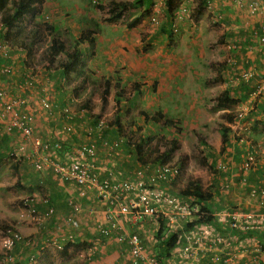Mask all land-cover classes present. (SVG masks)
<instances>
[{
  "label": "crops",
  "instance_id": "obj_1",
  "mask_svg": "<svg viewBox=\"0 0 264 264\" xmlns=\"http://www.w3.org/2000/svg\"><path fill=\"white\" fill-rule=\"evenodd\" d=\"M71 1L73 3L75 0ZM71 1H42L40 12L37 13L38 17L36 18L41 20L40 18L44 15L50 17L49 25L53 29V38L48 36L42 43L31 45L22 39L19 41L17 35L16 37L12 35L14 41L12 48L6 56L0 55V69L8 63L13 69L9 75L0 72L2 84L10 89L16 88L22 90L24 94L34 96L29 106L25 108L29 112H34L35 134L43 137L56 135L61 139L59 148H49L44 152L51 159L60 158L64 155L65 150L80 146L83 141L87 140L84 136L86 128H93L96 125L91 122L88 111L83 108L81 103H79L78 110V107L73 108L72 104L69 107L73 114L69 118L64 117L66 115L64 112H62L61 118H57L58 124L71 122L70 125L73 126L71 131L64 133L57 126V122H53L52 115L48 113L51 111L40 107L37 99L44 92L42 86L45 77L55 78L59 89L62 87L61 80L65 78L60 66L59 55L55 54L52 58L53 61L50 62L49 56L42 58L41 51L46 50L49 44L55 41L57 43L58 39L62 40L64 44L62 51L59 50L62 55L64 50H72L73 45L69 47L67 45L69 43H76L75 46L81 50L86 49L90 47V44L80 38L88 28L94 29L92 33L94 44L79 66L82 71L73 72L71 75L74 76V82L83 79V86L87 88L85 92L90 91L93 87V77L115 76L122 81L127 72H129L128 76L131 73L139 74L145 69H148L146 73L154 78L157 75L160 76L163 69L170 71L171 78L176 75L181 78L184 70L178 72L183 68V65L177 62L179 58L169 69L166 60L168 54L166 53L169 51L172 54V61L169 60V62H173V58L177 56L173 51H170V46L175 47L177 39L186 35L188 40H185L184 46L185 51L188 52L187 56L202 57L203 55V59H200L203 63L208 62L209 59L218 62L211 61L213 68L209 65L211 71L208 75L210 78L207 79H204L200 74L199 68H193L190 73V83L185 84V90L182 86L176 87L172 92L173 96L178 100L183 97L182 93L184 92L191 94L193 96L191 103L189 105L186 101L183 103L186 108L192 110L195 118L198 117L201 107L211 103L219 108L221 113H230L232 110L237 111L243 108L246 112L241 120L249 126L251 124L253 126L254 122H257L255 128H250L246 134L247 140L243 143L237 142L232 134H228L229 142L226 143L223 151L225 160H220L224 166L222 169L216 168L215 171L210 169L208 178L203 183V187L211 192V197L208 200H198L199 204L206 207L210 215L207 222L212 231L221 235L229 246L225 248L222 243H213L210 238H203L200 242L194 243L195 250L190 258L181 256L180 250L173 249L183 241L182 234L176 230V224L183 219L177 215H174V219L177 220L175 222L170 221L168 216L163 214L139 219L121 215V218L119 217L121 228L112 230L108 234H102L96 225L102 227L110 225V220L106 218L107 204L92 197L89 193L86 197L77 198L83 204V209L74 214L78 225L71 224L66 220V216L72 211L68 200L70 197H76V185L70 181L58 179L51 167H45L38 171L32 166V161H27L26 165H23L22 161L11 158L14 161L13 168L16 164L14 169L21 173L26 186L31 190L29 194L32 196L29 197L33 198V206L37 212L44 213L48 206L53 207V213L42 223L37 224L28 220L26 227L22 229L23 242L18 243L13 251L21 256L19 257L20 264H30L31 257L36 258L35 264H141L136 262L131 254V246L127 239H118L119 232L137 233L147 253L160 258L165 264H183V261L184 263L189 261L194 264H211L215 255L219 256L215 264H264V122H262L264 116L261 111L264 90L258 93L252 92L256 80L264 74V43L258 40V32L253 33L258 31L259 26L264 22V14L258 10L251 14L245 8L237 7L227 0H202L201 4L197 3L195 7H200L201 12L197 13L203 17H200L196 22L197 19H191L190 16L184 18L188 9L186 1L180 2L183 3L181 6L184 8L183 13H179L180 8L177 4L171 5L167 9L164 0H159L161 7L159 8L160 5H158L156 9L163 12L164 20L162 24L159 23L155 27V30L145 36L146 32L142 34L141 28L133 26V34H130L131 29H128L125 22L122 21L125 28L121 29L120 37L114 35L111 36V41H108V37H106L108 33H104V25L110 27L117 25L115 21L102 20V16L110 12V7L108 5L107 7L101 6L102 9L98 7L100 10H96L95 7L91 8L85 3L83 4L81 0H77L80 3L75 1L76 4L68 5L67 3ZM159 1L157 0V4ZM254 1L264 7V0ZM10 3L11 0H8L6 5H10ZM151 9L154 11L155 7H151ZM168 11L182 16V21L178 23H181L180 28L184 30L179 33L174 42H167L170 39L167 36L168 33L166 34V30L169 31L167 26L170 21ZM161 15L157 14L158 21ZM98 23H100L99 26L96 25ZM6 29L7 26L0 21V41L6 36L4 34ZM60 29H66L65 36L62 38L58 31ZM187 33L192 37L189 38ZM146 38L156 45L153 48L148 47L147 51H142L141 48L143 49L148 42ZM76 40L79 42L77 43ZM213 43L215 47H209ZM107 44L109 48L106 49ZM165 44L166 46H164ZM98 45L100 46L99 52L97 51ZM34 47H37L36 50L40 49V52L35 53L36 50H32ZM163 50L165 52H162ZM206 55L208 59L205 61ZM183 60L186 66H193L191 62L184 58ZM103 63L105 66L100 65ZM176 63L178 64L176 65ZM30 69H37L40 77L30 86V89L25 90L22 89V84L25 72ZM246 69H252L253 76L239 77V70ZM188 75L185 72V79ZM84 78L86 79L84 80ZM116 78L113 79L114 82ZM153 80V83L157 84L156 79ZM171 81L170 79L169 86L172 88L173 81ZM112 83V93L114 94L115 89ZM156 84L152 85L155 94L157 92ZM138 87L136 88L139 97H141L142 92L140 86ZM67 88L66 84L63 90ZM135 90H132V93L128 91L130 96ZM222 90H226L227 95L233 98V103L216 106L214 98L210 99V96L214 94L213 91L218 95ZM36 93L39 97L35 95ZM67 94L57 90L56 102L53 99V109L58 107V103L69 102L70 96ZM114 97L117 99L116 95ZM153 99H155V95H153ZM129 103L130 101L127 102V106H130ZM68 104L70 105V102ZM222 117V122L226 124L228 120L224 116ZM11 134H13V138L4 131L0 134L1 143L5 137L9 139L8 143H3L4 148L0 150V159L8 158L7 151H11L14 146L20 144L24 145L28 152L31 151L29 140L26 141L18 134ZM91 136L94 138L89 142L96 145L97 148L93 161L100 170V177L122 181L135 176V170L138 167L144 168L145 171L155 168L154 162L146 161L143 164L137 159L132 144H128L129 138L126 140L125 134L117 133L114 126L109 129H105L103 126L100 131L97 130ZM247 142L252 144L254 160L250 167L242 169L240 164L248 148ZM218 145H220V134L217 130V143L216 146L213 144V147H219ZM39 157L37 156L36 159H40ZM21 166H26L22 172L20 171ZM45 196L48 200L44 199L43 201ZM233 217H236L240 223H247L249 227L244 229L231 225ZM187 219L186 229L194 226L192 225L193 220ZM31 223L35 226L33 227ZM173 232L178 233V238L172 247L167 248L163 240ZM70 235H72L71 239L68 238ZM57 242L62 244L61 248L56 246ZM37 255L38 257H35Z\"/></svg>",
  "mask_w": 264,
  "mask_h": 264
},
{
  "label": "built area",
  "instance_id": "obj_2",
  "mask_svg": "<svg viewBox=\"0 0 264 264\" xmlns=\"http://www.w3.org/2000/svg\"><path fill=\"white\" fill-rule=\"evenodd\" d=\"M228 2L235 4L237 7L245 8L249 13L253 14L255 11H261L264 14V7L259 6L254 0H227ZM46 17V15H45ZM152 19H155L153 16ZM33 19L29 20L28 26H31ZM172 25V24H171ZM174 29V28H173ZM258 40L264 43V22L259 26L257 33ZM11 48L10 41L7 37H3L0 41V55L6 56ZM13 71L11 64L2 66L1 73L7 75ZM254 71L252 69L239 70V77L249 78L253 76ZM40 77L39 71L30 69L25 72L24 83L22 89L28 90L30 86ZM64 81V78H63ZM0 77V134L4 131L6 133L11 132L15 135H20L26 141H30L31 151L28 152L27 148L20 144L14 146L11 151L8 152L9 158L17 161H32L34 167L39 170L45 167H51L54 174L58 179L67 180L76 185V197L69 198V204L72 207L71 214L66 216V220L74 225H78L75 218V213L82 211L83 204L77 199L86 197L90 193L92 197L99 199L107 204L106 206V218L110 220L108 227H102L98 224L96 227L100 229L102 234H108L112 230H119L120 223L119 217L121 215H129L135 219H139L145 216H154L163 214L168 216L170 221H177L174 219V215L182 218L183 220L176 224V230L183 236V241L178 247L173 249L180 250V255L190 258L194 252V243L200 242L203 238H210L213 243H222L225 248H228L229 244L223 237L212 231L208 222L195 221L194 219L203 214L200 209L197 199L192 196L184 195L178 191L172 189L169 184L172 177L177 174V167L168 162H163L156 165L151 171L144 172L141 167L135 171V176L132 178H125L124 180H110L108 178L100 177V170L94 164V157L96 155V145L90 143L92 141V130H85V137L87 140L83 141L80 146L74 149H67L63 152V156L56 159H51L44 152L49 148H59L61 146V139L56 135L54 137H43L39 134H35V116L34 112H29L26 106H29L34 96L24 94L22 90L10 89L2 84ZM43 93H38V104L43 109L48 111L53 110V98L57 91V85L55 78L47 76L44 79L42 86ZM56 89V91H55ZM264 90V74L256 80L255 87L252 92H261ZM44 109V110H45ZM47 111V112H48ZM246 112L245 109H240L233 114L231 119L226 123L229 126L230 133L237 142H245L247 140L246 134L250 130V126L245 124L241 119ZM51 114V112H48ZM67 118L69 116L65 115ZM103 120H99V124H103ZM71 122H64L58 124L59 129L66 133L72 130ZM53 132V131H52ZM51 132V133H52ZM247 150L244 153L243 160L240 167L247 169L253 163L254 156L251 149V142H247ZM116 153V152H114ZM37 156L40 159H36ZM223 166V165H221ZM48 200L47 196L43 198V201ZM77 199V200H75ZM24 214L29 221L40 224L53 213V207L48 206L44 213H38L33 206V198L27 197L23 200ZM186 218L193 220L194 226L186 229ZM187 219V220H188ZM233 226H239L241 228H248L247 223H240L236 217H233L230 222ZM72 238V235L68 236ZM118 239H127L130 243V252L133 255L136 262L141 264H165L160 258L148 254L144 244L142 243L139 235L135 232L125 233L119 232ZM23 240V235L17 225L5 229L1 236L0 242L4 251H10L14 245ZM58 248L62 247V244L57 242ZM35 257H38L35 256ZM219 256L213 257L212 263L218 260ZM30 264L36 263V258L31 257ZM183 264H194L193 262H182Z\"/></svg>",
  "mask_w": 264,
  "mask_h": 264
},
{
  "label": "rangeland",
  "instance_id": "obj_3",
  "mask_svg": "<svg viewBox=\"0 0 264 264\" xmlns=\"http://www.w3.org/2000/svg\"><path fill=\"white\" fill-rule=\"evenodd\" d=\"M71 1V0H70ZM77 3V0H75ZM73 2L76 4V2ZM128 1V0H124ZM152 4L150 5L149 12L141 15L139 18V21L134 26V28L138 27L141 28V33L146 32L145 36L151 32L152 30H155V27L160 23L162 24L164 17L163 12L159 11V9H156V6L160 5L157 4V0H152ZM187 2V15L184 14V18L186 19L187 16H190L191 19H200V17H203L199 15L201 10L200 7L197 6V0H175L173 3L175 6L176 4L179 6L180 10L179 13H183V6H181L180 2ZM61 2V0H60ZM83 4L85 3L88 7H95L96 10H100L98 8L99 6H105L107 7V0H81ZM72 3H67L70 5ZM73 3L71 5H73ZM179 3V4H178ZM151 7H155V10L151 9ZM161 5L159 6V8ZM102 9V8H101ZM141 8L139 6H129L127 5L125 8H122L121 10V16L120 18L114 20L115 23H117L116 27H110L107 25H104V33L107 34L106 37H108V41H111V36H119L122 34L121 29L125 28L123 26V22L128 20L133 14H137L141 12ZM196 10V12H195ZM170 13V21L167 26V29L169 32H171L170 39H168L167 42H174L175 38L179 35L181 31L184 29L180 28L182 20V16L175 15V13ZM101 13V12H99ZM186 13V12H184ZM157 14H162L158 17ZM154 17L155 19H152L151 17ZM179 20V21H178ZM113 21V22H114ZM123 21V22H122ZM172 24V25H171ZM97 26L100 25V23L96 24ZM166 26V25H165ZM130 30V34L132 33V30ZM174 28V29H173ZM157 30V29H156ZM42 31L46 34L44 37L47 39L48 36L50 38H53V32L49 33L48 28L46 26L42 29ZM43 33V34H44ZM188 37L191 38V34L187 33ZM143 36V37H145ZM168 36V35H167ZM186 35L182 36L180 39L178 38L175 47L170 46V51H173L176 58H173V62H169V60L172 61V54L167 51L166 54V60L168 63V68L171 69V67L174 65L175 61L179 58L177 61L180 63V65H183V68L179 69V71L184 70L183 76L181 78H178L177 75L173 78L169 76L170 71L162 70V72L159 74L160 76H156V78L148 75L146 72L148 69L142 70L139 74H133L128 75L129 72H127L126 76L121 81V86L124 88V96L130 97V106L126 103L122 104L121 102L117 105L122 108L121 114V120L123 121L122 127L123 132L122 134H125V139L128 140V138L131 140V142H135L138 140L140 136H148L149 139L144 142L146 145V152H150L154 155L156 152L162 150L164 146L167 144L168 140L172 137H176L179 141L177 149L174 151L171 159H177L180 155H185L184 160V167L179 172L176 180L175 185L184 186L187 180L194 179V178H200L201 183L203 185L204 182H206L207 176L209 175L208 172H210V169L207 168L205 163L201 161V159H207V156H210V154H207L202 148V144L200 146V134L204 136L205 143L207 144L206 148L209 149V151L214 153V156H216V160L218 161H224L225 157H222L224 154L223 152L218 153L216 146L217 143V129L218 125L222 123L221 118H223L222 114L215 106H213L211 103L205 104L204 107H201L200 113L198 117H194V114L192 110H190L188 107L184 106V103L186 101L187 105L191 103L193 100V96L191 94L184 92L182 93L181 98L177 100L175 96H173L172 92L175 90L176 87L182 86L184 88L186 85L189 84L191 80V71L193 68H199L198 71H200L201 75L204 79L210 78L208 75L210 74L211 69L209 68V65L211 68V61L218 62L217 60L209 59L208 62H201L200 59H203L202 57H196L194 56L189 57L187 56L188 52L185 51V40L187 39ZM169 37V36H168ZM148 42L145 44V47L141 50L147 51L148 47L153 48V46L156 45V43L149 42V39L146 38ZM107 41V42H108ZM69 47L72 46V43L67 44ZM127 45V44H126ZM174 45V44H171ZM166 46V44L164 45ZM99 45L97 48V51L99 52ZM106 49L109 48L108 44L105 46ZM143 47V46H142ZM211 48L215 47V44H210ZM35 53L40 52L39 50L34 51ZM162 52H165L163 50ZM59 56H62V53H58ZM183 58L187 60L188 62L192 63L191 66H186V63L184 62ZM197 58V59H196ZM208 59L207 55L204 57V60L206 61ZM176 63V65L178 64ZM185 63V64H184ZM202 63V64H200ZM49 65V64H48ZM104 65L105 64H100ZM198 66V67H197ZM201 68V69H200ZM134 71V70H133ZM137 72V71H136ZM185 72L189 74L187 78L185 79ZM115 78L111 77L113 80ZM135 78V79H133ZM153 79H156V88L157 92H155L152 89ZM170 79L172 82V88L169 86ZM217 79V78H216ZM93 87H95L94 93L90 97L91 102V111L88 112L91 122L96 119H103L105 126H108V122H114L115 123V112H118L116 110V99L114 97V94L112 93L113 86L111 83L109 84V92L107 93V103L104 107H102V95H103V89L106 84L104 77H93ZM113 82V81H112ZM175 82V83H174ZM65 82L61 80L60 85L62 86L60 89H64ZM71 84H76V82L72 81ZM140 86L141 89V97H139V92L136 89V87ZM73 88V86L69 87ZM87 90V88H80L78 91H73L72 95L74 96L73 108H77V110L80 108L79 103L84 102V98L86 97L84 92ZM132 90H135L134 93L130 96L133 92ZM56 91V89H55ZM214 94L210 96V99L215 98L216 94L215 91H213ZM67 94V93H66ZM68 95V94H67ZM150 95V96H149ZM153 95H155V99H153ZM148 96V98H147ZM147 98V99H144ZM126 104V105H125ZM176 104V105H175ZM71 105V104H70ZM182 105V106H181ZM72 106V105H71ZM75 106V107H74ZM155 107V108H154ZM157 108V109H156ZM146 111L147 114L153 115L156 114L160 118V122H154L151 119H146L143 114L140 111ZM162 111V112H159ZM61 110L56 109L55 117H53V122L57 124L59 121L56 119L57 115H60ZM235 113L234 110H232L230 114V119ZM57 114V115H56ZM94 114V116H93ZM98 117V118H97ZM164 117H170L173 120L172 124H166L163 125L161 121ZM184 119V121H183ZM50 122V121H49ZM110 127V126H109ZM208 134V135H206ZM8 135H10L11 138H13V134L11 132H8ZM85 136V134H84ZM198 136V137H197ZM213 144L215 145L213 147ZM219 146V145H218ZM2 147V148H1ZM3 143L0 142V150L3 149ZM149 158V154L147 155ZM18 159V158H17ZM16 159V160H17ZM151 159V158H150ZM23 162V161H22ZM14 161H12L11 158H1L0 159V236L3 232V229H5V226L10 225H20L19 227L21 230L26 227V224L28 223L26 220V217H23L24 209H23V200L29 196H32L30 193V189L26 186V183L24 182V178L21 176V173L16 171L12 164ZM23 165H26L25 162L22 163ZM217 166V164H216ZM26 166H21L20 171L24 170ZM32 224V223H31ZM31 227V225H29ZM34 227L35 225L32 224ZM2 243L0 242V264H14L15 260L20 261L19 257H15L13 253L9 251H4L2 248ZM18 264V263H17Z\"/></svg>",
  "mask_w": 264,
  "mask_h": 264
},
{
  "label": "trees",
  "instance_id": "obj_4",
  "mask_svg": "<svg viewBox=\"0 0 264 264\" xmlns=\"http://www.w3.org/2000/svg\"><path fill=\"white\" fill-rule=\"evenodd\" d=\"M7 1L8 0H0V21L7 26V29L5 30L4 34L6 35V37L10 38L12 43L14 42L12 40V37H11L12 35L14 37H16V35H17L19 37V41L22 39L23 41H26L27 43H29L31 45H33L34 43H42L45 39L44 36L46 35L42 31V29L46 26V28L48 27L49 33H51L53 31V29H51V27L49 25L50 17L48 15L46 17L45 16L41 17L40 18L41 20L36 18V17H38L37 13L40 12L43 0H11L10 5H6ZM174 1L175 0H164L165 7H167V9H169L171 5L172 6L174 5V3H173ZM201 1L202 0H197V3L201 4ZM152 2H153L152 0H128V1L107 0V4L110 7V12L107 15L102 16V20L114 21V20L120 18L122 8H125L127 5H129L130 7L134 6V5L139 6L141 9L143 8L141 10V12L137 13V14H133L128 20L125 21V26L127 28H131L137 24L141 15H144V14L149 12V6L152 4ZM99 7L101 8V6H99ZM31 19H33L34 22L31 24V26H26L27 22ZM169 19H170V17H169ZM49 27H50V29H49ZM65 30L66 29L58 30L61 33L60 34L61 38L63 36H65L64 35ZM93 32H94V29L88 28L80 38V39L88 42L90 44V47L81 50L77 46H75L76 43L75 44L73 43L72 50H69V51L64 50L63 55L58 57L60 59L59 60L60 66L62 67L63 72L65 74L64 82L68 85V88L63 90V91L60 89H57V90H60V92H64V93L69 94V96H70L69 102L71 105L73 104L72 102L74 101V96L72 95L73 91L75 90V92H76V90L78 91L83 86V79L77 81L76 84H74V85L71 84V82L74 81V78H73L74 76H71V75H73V72L82 71L79 66L81 63H83L85 57L89 54V50L92 48V46L94 44L93 43V36H92ZM167 33H168V36L170 37L171 32L166 30V34ZM76 42L78 43L79 41L76 40ZM63 47H64V44H63L62 40L58 39L57 43L55 41L52 44H49L48 47L46 48V50H42L41 56H42V58L49 56L50 57L49 60H50V62H52L53 56L55 54H58L59 50L62 51ZM34 48H36V47H34ZM85 79L86 78H84V80ZM104 80H105L106 84H105L104 89H103L102 103H101L102 107H104L107 103V93L109 92V84L113 81L111 79V76L104 77ZM66 84H65V86H66ZM112 84L114 85V89H115L114 95L117 96L116 110H118V112L114 113L115 123L114 122H108V126H105V124L103 122V124L98 125L100 119H98V120L95 119L93 122H94V125H96V126H94L92 128V134H94V132H97V130L100 131L103 128V126H105V129H109V128H111V126H114L117 133L123 132V127H122L123 121L121 120L122 118H121V114H120V112H122V108L120 106H118L117 103L119 104L120 102L121 103L123 102L122 104H124V103L127 104V102L129 101V98H128V96H124V88L121 86L122 84H121L120 78L119 79L116 78V81L115 82L113 81ZM155 84L156 83L154 82V85ZM65 86H64V88H65ZM71 86H73V88H69ZM137 88H139V87H137ZM137 88H136V90H137ZM94 90H95V87H92L90 89V91H87L85 94L86 97L83 100L84 102L81 103V105H83V108L85 110H87L88 112H90L92 109L90 97L94 93ZM214 101H215V104L217 106L220 104L233 103V98H230L227 95L226 90H222L218 95L215 96ZM69 102L57 104V106L60 107L61 113L59 112L60 115L56 114L57 115L56 118L61 117L62 112L66 113L69 117L71 116V114H73L70 110L69 106H71V105L68 104ZM261 111H262V114L264 116V101L262 103ZM54 112H56V109L51 110V114H53ZM140 112L143 114V116L146 119H151L155 123L160 122V118L158 117V115H156V114L149 115L144 110L140 111ZM159 112H162V111L159 110ZM222 115L228 121L230 120L229 112L223 113ZM93 116H94V114H93ZM53 117H55V114L53 115ZM64 117H66V116H64ZM254 120H256V119L254 118ZM256 122L257 121L254 122L253 126H251L252 125L251 124L250 128H255ZM262 122H264V119L262 120ZM161 123L163 125L172 124L173 120L170 117H164L163 120L161 121ZM217 130L219 131V134H220V145L217 149V152L221 153L224 151L226 143L229 142L228 134L230 133V129H229V126H227V124L222 122L218 125ZM100 135L102 137L101 133H100ZM199 136H200V141H199L200 146H201V144L203 145L202 146L203 150H201V151H204V152L206 151L207 154H210V156H207V159L203 158V159H201V161H203V163H205L207 168L211 169L212 171H215L216 168L222 169V166H221V165H223L222 162L221 161L217 162L216 156H214V153L212 151L210 152L209 149L206 148L207 144L205 143V140H203L204 136L201 134ZM92 138H94V137H92ZM147 138L149 139L148 136H140L138 138V140L135 142H130V139H129L128 144H132V146L135 150V153L137 154V159H139L143 164L146 163V161L147 162L152 161L155 163V166L161 164L164 161L171 159V157H172L174 151L177 149L178 143H179V141L176 137H172L168 140L167 144L164 146V148L162 150L156 152L153 155L150 152V150H148L149 151L148 153L146 152L147 150H146V145L144 144V142L146 141ZM102 139L104 140V138H102ZM8 141H9V139L7 137H5L2 140V142L4 144L8 143ZM148 154H149V158L146 157ZM184 160H185L184 154L180 155L177 158L178 173L184 167ZM216 164H217V166H216ZM32 166L34 167V164ZM14 168H16V164L14 165ZM34 169L39 171V169H37L36 167H34ZM142 169L144 172H146L144 168H142ZM171 186L175 187L182 194H187V195H190L192 197L198 198L197 199L198 204H199L198 200H200V201L201 200H208L211 197V192H209L207 189H205L203 187L200 178L189 179L186 181L184 186H176V185H174V181H173ZM199 207L203 211V214L197 216L194 220L207 222L209 220L210 215L208 214L206 207L201 205V203L199 204ZM193 222L194 221H192V223ZM9 227H11V225L8 227L5 226L4 228L7 229ZM177 238H178L177 232L170 233L164 238L163 243L167 248L172 247L173 243L177 240ZM20 242H23V240L17 242L14 245V247L12 248V250L9 251V252L13 253V255L15 257H17L18 255H17V253H15L13 251L16 249V245Z\"/></svg>",
  "mask_w": 264,
  "mask_h": 264
},
{
  "label": "clouds",
  "instance_id": "obj_5",
  "mask_svg": "<svg viewBox=\"0 0 264 264\" xmlns=\"http://www.w3.org/2000/svg\"><path fill=\"white\" fill-rule=\"evenodd\" d=\"M45 16V15H44ZM47 16V15H46ZM26 26H28V23L26 24ZM6 37V36H5ZM8 38V37H7ZM9 39V41H10V44H11V48H12V42H11V40H10V38H8ZM37 49V47L36 48H33L32 50L34 51V50H36ZM7 65V64H6ZM60 90H63V89H60ZM55 94H57V91L55 92ZM54 94V95H55ZM53 99H55V102H56V98H55V96H54V98ZM52 104H54V102L52 101ZM55 109H60V107L58 106L57 108H55ZM54 110V109H53ZM55 113H53V114H51L52 115V117H53V115H54ZM61 118V117H60ZM57 119V118H56ZM100 120H103V119H100ZM104 121V120H103ZM58 125V124H57ZM87 129H92L91 127H87L86 128V130ZM165 162H168V163H170V164H173V165H175L176 167H177V170H178V162H177V159H169V160H167V161H164V163ZM163 163V162H162ZM139 168V167H138ZM178 171H177V174L174 176V177H172V179H171V182H170V184H169V186L172 188V189H174V190H176V191H178L175 187H172L171 186V184H172V182L174 181V185L176 184L175 183V180H176V178H177V176H178ZM176 186H179V185H176ZM179 192V191H178ZM180 193V192H179ZM182 194V193H181ZM184 195H187V194H184ZM188 196H190V195H188ZM24 214V213H23ZM23 217H26V214H24L23 215ZM26 220L28 221L29 219L26 217ZM12 226V225H11ZM18 227L20 226V225H17ZM19 229H20V231H21V233H22V230H21V228L19 227ZM5 229H3V231H4ZM20 264V261H16L15 260V263L14 264Z\"/></svg>",
  "mask_w": 264,
  "mask_h": 264
}]
</instances>
